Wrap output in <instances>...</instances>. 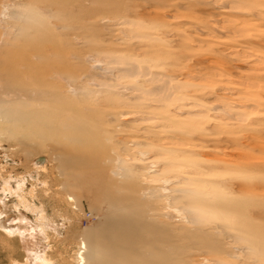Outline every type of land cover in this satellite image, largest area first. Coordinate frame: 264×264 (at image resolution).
<instances>
[{
	"label": "rangeland",
	"instance_id": "374dc122",
	"mask_svg": "<svg viewBox=\"0 0 264 264\" xmlns=\"http://www.w3.org/2000/svg\"><path fill=\"white\" fill-rule=\"evenodd\" d=\"M0 220V264H264V0H0Z\"/></svg>",
	"mask_w": 264,
	"mask_h": 264
},
{
	"label": "bare ground",
	"instance_id": "6f19581e",
	"mask_svg": "<svg viewBox=\"0 0 264 264\" xmlns=\"http://www.w3.org/2000/svg\"><path fill=\"white\" fill-rule=\"evenodd\" d=\"M0 222H2V220H0ZM0 225H1V223H0ZM91 234H92V232H91ZM87 247L88 246L86 245L85 242L81 243V247H80L81 249L79 248L80 251L77 253L78 254V260H77L78 264H86L87 263L86 260H90V257H91L90 252H91V250L87 251ZM116 251H118V250H116ZM110 256H111V259L109 261H110L111 264H128V263L124 262L126 260V257H122L118 252L116 253V252L112 251V254H110Z\"/></svg>",
	"mask_w": 264,
	"mask_h": 264
}]
</instances>
